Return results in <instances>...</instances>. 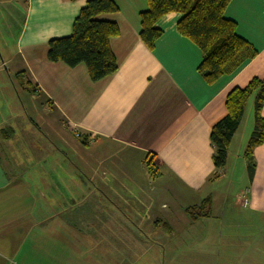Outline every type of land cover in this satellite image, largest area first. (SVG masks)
I'll list each match as a JSON object with an SVG mask.
<instances>
[{
	"label": "crops",
	"instance_id": "crops-1",
	"mask_svg": "<svg viewBox=\"0 0 264 264\" xmlns=\"http://www.w3.org/2000/svg\"><path fill=\"white\" fill-rule=\"evenodd\" d=\"M114 1L118 10L101 17L119 29L109 39L117 68L97 81L82 63L69 67L46 57L49 39L70 34L86 0H21L13 31L11 22L0 25V264H198L200 249L205 260L199 264H264V139L252 150L251 177L243 155L253 98L219 171L209 140L211 126L226 112V93L264 75V0L225 6L224 17L255 54L212 83L197 70L200 49L176 28L180 13L156 21L161 35L148 48L139 37L147 0ZM18 71L59 126L58 145L39 146L29 136L34 131L12 79ZM260 113L264 117V103ZM65 134L75 138L77 163H65ZM149 155L157 167L152 178L144 165ZM233 182L230 196L217 200L220 213L189 217L185 207L210 196L212 208L211 189ZM134 185L153 194L138 197L146 229L129 223L132 201L121 202L118 194ZM154 204L167 210L154 211ZM201 223L208 237L206 245L191 247L195 256L167 255Z\"/></svg>",
	"mask_w": 264,
	"mask_h": 264
},
{
	"label": "trees",
	"instance_id": "trees-1",
	"mask_svg": "<svg viewBox=\"0 0 264 264\" xmlns=\"http://www.w3.org/2000/svg\"><path fill=\"white\" fill-rule=\"evenodd\" d=\"M229 0H147V8L139 13V37L152 48L161 35L155 23L166 13L178 12L181 17L176 23L180 34L191 40L201 51L198 72L207 83L214 82L221 75L233 71L246 57L253 56L255 50L236 33L233 20L224 17L223 11ZM118 6L114 0H86L75 16L69 35L54 37L47 42V60L62 62L69 67L84 64L91 81H97L112 74L117 63L109 46V39L118 34L114 21L101 15L114 13ZM20 82L25 89L36 91L25 78L24 71H18ZM253 98V130L246 143L243 155L249 177L252 176L254 162L252 150L264 139V117L260 110L264 103V75L250 78L243 86L232 87L225 96V114L213 123L209 132L212 162L216 170L225 165L227 147L238 127L245 103ZM81 135L78 134V137ZM144 165L152 178L157 167L154 156L149 155ZM214 173V177H217ZM245 205V204H244ZM211 210V198L207 196L198 205L187 206L185 211L196 220L208 216Z\"/></svg>",
	"mask_w": 264,
	"mask_h": 264
},
{
	"label": "rangeland",
	"instance_id": "rangeland-1",
	"mask_svg": "<svg viewBox=\"0 0 264 264\" xmlns=\"http://www.w3.org/2000/svg\"><path fill=\"white\" fill-rule=\"evenodd\" d=\"M22 11H23V5H22L21 0H0V25L1 24L7 25L8 22H11L12 24L11 32H12L13 26H15L17 22L21 20ZM4 21H7V22L4 23ZM12 79L15 82L14 85H16L17 91L20 94L19 97L21 98L23 106H24L23 108L24 117L29 122V125L32 127L34 131V135L31 134L29 136H31L33 141L35 143L37 142L39 146L40 145L45 146V144L47 145L49 143L58 145L56 136L54 137V134H56L54 131L59 126H57L55 122H53L50 119L48 115V111L43 109L41 105L39 104V99H40L39 94L35 91L32 92V91L25 89L23 86L25 84L23 85L20 84V82L22 81L24 83V78L19 77L18 74H13ZM249 102H252V97L248 100V103ZM60 131H62V129ZM69 136L65 134V146H64L65 147V163H77L75 162L76 154L74 153V151L77 150L74 144L75 138L71 134ZM237 184L238 183H235V182L228 183V184L223 183L222 185L219 184V186H217L215 189L213 190L211 189V192L213 193L212 194L213 205L210 211L220 213L222 209L219 208L217 200L220 197L224 196V194H226L227 197L230 196V194L234 190L233 189L234 186H236ZM118 194H119V197H123V199H121V202L132 201L131 208L133 209L134 207V210H132V213L128 215V219L130 218L129 223L134 224L135 226H137V228L146 229L145 224L148 223V220H144V218L140 217L142 215L146 217V215L143 214L145 213L144 211L145 204L140 202V199L138 197L139 195H143L145 197L146 196L150 197L151 195H153V194H150V187L149 186L140 187L139 185H134V187L128 188V189L119 188ZM118 204H121V203H118ZM180 206H181L180 212H183L184 206L183 205H180ZM158 209H159V205L154 204L153 210L158 211ZM162 210L166 211L167 209H159V211H162ZM149 222L153 224L152 220H150ZM141 223L142 225H139ZM195 230L196 231L193 232L192 235H190V233H187V232L183 233L185 236L182 235L181 241L179 242L180 244H182L181 247H176L175 252L173 251L167 252V255L171 253V256H172L171 258H174V256L179 255L181 259H188L189 256L193 255L192 254L193 252L190 251L192 246L206 245L205 243H206V239L208 236H206L203 223L199 224L198 228ZM143 232L144 231H138V230L135 231V235L138 237V239L144 240L145 237L143 236ZM149 238H151V240H154V241L158 240V237L150 236ZM151 249H152L151 255H153V253L156 254V249L158 248H156V246L154 247L153 245H151ZM200 250H203V251L201 252L199 251L197 253L198 254L197 255L198 264L200 260H205V251L204 249H200ZM214 258L215 257H213V259ZM151 264H154V263H151ZM201 264H206V263L203 262Z\"/></svg>",
	"mask_w": 264,
	"mask_h": 264
},
{
	"label": "built area",
	"instance_id": "built-area-1",
	"mask_svg": "<svg viewBox=\"0 0 264 264\" xmlns=\"http://www.w3.org/2000/svg\"><path fill=\"white\" fill-rule=\"evenodd\" d=\"M246 203V198L243 197L242 204L244 205Z\"/></svg>",
	"mask_w": 264,
	"mask_h": 264
}]
</instances>
